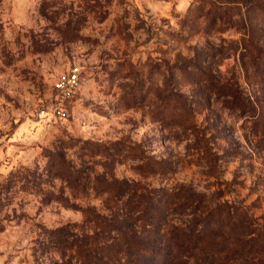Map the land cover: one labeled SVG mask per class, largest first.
<instances>
[{
  "label": "rangeland",
  "instance_id": "obj_1",
  "mask_svg": "<svg viewBox=\"0 0 264 264\" xmlns=\"http://www.w3.org/2000/svg\"><path fill=\"white\" fill-rule=\"evenodd\" d=\"M72 66L64 98L52 84ZM97 176L163 204L137 227L161 236L159 254L122 263L264 264V0H0V264H94L77 237ZM182 185L207 232L173 259Z\"/></svg>",
  "mask_w": 264,
  "mask_h": 264
},
{
  "label": "trees",
  "instance_id": "obj_2",
  "mask_svg": "<svg viewBox=\"0 0 264 264\" xmlns=\"http://www.w3.org/2000/svg\"><path fill=\"white\" fill-rule=\"evenodd\" d=\"M216 86L219 91L223 90V94L231 96L230 100L227 101L229 107L239 109L242 113L249 111V102L242 96L238 86ZM176 119L179 126L185 127L184 120L179 117ZM132 148L139 153L133 152L131 153L132 156L143 160L146 158L141 146L137 145ZM143 167H145L143 168L145 172L152 171L156 173L158 171L147 161ZM146 168L149 170H146ZM126 182H114L100 176H97L93 181L95 185L94 193L95 196L101 197V205H88L80 208L84 218L79 225L81 234L77 238L80 241L78 247L83 260L93 258L94 264H115L117 262L125 264L122 263L121 258L128 253H132L134 257H137L134 260H139L138 258L149 255H158L162 249V247L157 246V241L161 236H157L156 231L152 230L153 235L147 237L143 234V230L141 231L137 227L138 223L146 224L147 221H150V224L154 225L155 221H162L163 204L154 207V198L149 196V191L145 192L139 191L137 188H130V185ZM181 188L182 191L173 193L174 206L170 211H178L179 208L184 209L185 217L177 218V222H180V224L170 228L168 236L164 238L168 243V254L172 255L173 259L176 255L175 252L185 253L203 250L207 232L205 229L197 228L192 223H188L187 216L189 213H186L185 207L191 201V194L188 192L186 185H182ZM159 207L161 208L157 210ZM60 230H63V228ZM61 241L62 243H68L67 237ZM246 241L244 244L234 245L233 253L237 254L244 247L249 250L252 249V246L249 245L250 240ZM144 254L145 256H143Z\"/></svg>",
  "mask_w": 264,
  "mask_h": 264
},
{
  "label": "built area",
  "instance_id": "obj_3",
  "mask_svg": "<svg viewBox=\"0 0 264 264\" xmlns=\"http://www.w3.org/2000/svg\"><path fill=\"white\" fill-rule=\"evenodd\" d=\"M81 82V68L72 66L69 70L61 72L53 81V89L64 98L74 95Z\"/></svg>",
  "mask_w": 264,
  "mask_h": 264
}]
</instances>
